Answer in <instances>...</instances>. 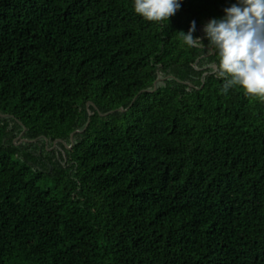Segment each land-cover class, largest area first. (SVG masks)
Here are the masks:
<instances>
[{
    "label": "trees",
    "instance_id": "1",
    "mask_svg": "<svg viewBox=\"0 0 264 264\" xmlns=\"http://www.w3.org/2000/svg\"><path fill=\"white\" fill-rule=\"evenodd\" d=\"M179 2L0 0V264H264V97L204 32L240 0Z\"/></svg>",
    "mask_w": 264,
    "mask_h": 264
},
{
    "label": "clouds",
    "instance_id": "2",
    "mask_svg": "<svg viewBox=\"0 0 264 264\" xmlns=\"http://www.w3.org/2000/svg\"><path fill=\"white\" fill-rule=\"evenodd\" d=\"M179 0H134L135 12L150 21L174 15ZM226 15L212 19L204 27L210 47L219 54L218 76L225 80L222 91L240 85L250 96L264 97V0H240L225 8ZM196 22L180 36L189 45L202 43L194 37Z\"/></svg>",
    "mask_w": 264,
    "mask_h": 264
}]
</instances>
